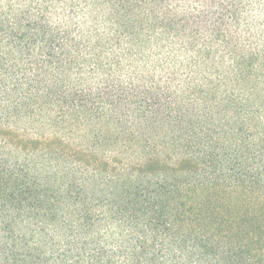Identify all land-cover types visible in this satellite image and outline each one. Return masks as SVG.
Returning <instances> with one entry per match:
<instances>
[{
    "label": "trees",
    "instance_id": "obj_1",
    "mask_svg": "<svg viewBox=\"0 0 264 264\" xmlns=\"http://www.w3.org/2000/svg\"><path fill=\"white\" fill-rule=\"evenodd\" d=\"M0 264H264V0H0Z\"/></svg>",
    "mask_w": 264,
    "mask_h": 264
}]
</instances>
